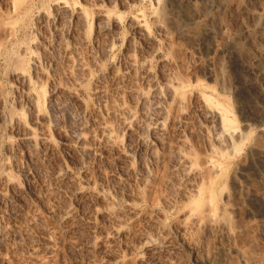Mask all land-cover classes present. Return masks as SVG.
Here are the masks:
<instances>
[{
    "label": "bare ground",
    "instance_id": "1",
    "mask_svg": "<svg viewBox=\"0 0 264 264\" xmlns=\"http://www.w3.org/2000/svg\"><path fill=\"white\" fill-rule=\"evenodd\" d=\"M213 31L217 51L240 62L238 81L258 94L244 98L245 120L259 127L253 139L225 97L236 89L211 86L198 71ZM207 62L210 76L226 68ZM1 72L16 96L9 104L0 81L2 204L21 195L14 180L45 156L66 148L74 158L57 157L53 188L42 189L50 202L63 198L52 200L53 213L36 196L15 217L0 202L1 239L24 240L7 243L10 259L3 241L0 264H51L70 249L86 254L82 264H180L186 255L197 264H264V0H212L210 10L166 0L160 14H123L96 1L5 0ZM60 99L89 115L88 127L69 135L68 125H54L50 107ZM143 152L155 157L152 168ZM80 155L99 164L89 169ZM109 159L116 170L107 171ZM33 232L39 243L27 241Z\"/></svg>",
    "mask_w": 264,
    "mask_h": 264
},
{
    "label": "rangeland",
    "instance_id": "2",
    "mask_svg": "<svg viewBox=\"0 0 264 264\" xmlns=\"http://www.w3.org/2000/svg\"><path fill=\"white\" fill-rule=\"evenodd\" d=\"M77 2H80V3H82V4H85V3H93V2H99V3H101V4H105V5H107V6H113L116 10H118V11H120V12H123V14H128V13H130L131 11H138V10H146L149 14H151V8L152 7H154L155 9H156V11H157V13H161V12H163V10L165 9V1L166 0H159V2L158 3H154L152 0H129V2L127 3L125 0H76ZM195 2H197L201 7H203V8H207L208 10H210L211 9V7H212V0H195ZM5 9V0H0V11H3ZM185 12H179V14L181 15V16H183V14H184ZM69 17V16H68ZM183 17H185L186 18V22L189 24V25H191V26H193L195 23H196V21H197V19L194 17V16H192V15H187V14H185ZM92 18H93V15H91L90 16V20H92ZM68 19V18H67ZM69 19H70V17H69ZM68 19V20H69ZM68 22H69V24H68ZM67 24L68 25H66L67 26V28H64V30L68 33V31L70 30L69 28H71V24H70V20L69 21H67ZM69 25H70V27H69ZM65 26V27H66ZM69 27V28H68ZM212 27H213V29L214 30H216V25H215V23H213L212 22ZM65 32V33H66ZM66 33V34H67ZM208 40H209V49H208V51L207 52H205L204 53V55H201V57H202V64L200 65V67L198 68V71H199V73L201 74V77H203L204 79L203 80H205V82H207V83H209L211 86H214L215 87V82H218V81H224V82H226L227 83V86H229V89H236V92L233 94V92L231 93V91L230 92H227V93H225L226 95H225V97L227 98V101L232 105V107L235 109V111L237 112V115H238V122H239V124L240 125H247L251 130H252V135H251V138L253 139L255 136H256V134L258 133V129H259V127H257L254 123H252L251 121H249V120H245L246 119V117H245V109H244V104L246 103V100L244 99L245 97L247 98V99H249L250 97H254V96H258V94L256 93V90L253 88V86L250 84V82H249V80H247V83H246V81L245 82H240V81H238V70L240 69V62L239 61H237L236 59H233V60H231L230 61V59H229V57L227 56V55H223V54H220V52H218L217 51V48H216V45H217V43L218 42H222L220 39H219V37H217V35H216V33L213 31V34L212 35H210L209 36V38H208ZM136 46H138V45H136ZM56 55H55V57H56V61L57 60H59V62H60V60L62 59V55L60 54V53H55ZM243 58H245V59H247V58H249L248 56H246V55H244V57ZM215 61V63L216 64H219L220 62L221 63H226V68H225V70L222 72V73H220L219 75H218V77H216L215 75H213V76H210V75H208L207 73L209 72V70H210V68L208 67V65H207V61ZM229 61L231 62V64L229 63ZM58 62V61H57ZM188 62H194L193 61V59H190V58H188ZM227 63H228V65H230V67L227 65ZM192 65H193V63H192ZM155 71L157 72V69H155ZM5 73V72H4ZM0 81L3 83V84H6L7 85V87H8V89H10V100H9V104H15V102H14V100H15V98H16V96H15V94L14 93H12L13 91H11L12 90V85L10 84L11 82L6 78V76H5V74H3V72H1V74H0ZM9 85V86H8ZM11 87V88H10ZM228 89V88H227ZM59 100V99H58ZM58 100H55L54 101V103L51 105V112L49 113L50 114V117L52 116V118H51V120L52 119H54V120H52V121H54L53 122V124L54 125H57V126H62V127H64L63 126V124L65 125L66 124V127H67V125H68V127H69V129L71 130H62V127H61V130H62V132H64L65 134H66V132H67V134L69 133V135L71 134V132H73L72 133V135H75V133L74 132H78L77 130H80L81 129V127L82 128H84L85 127V123H87L88 124V122L90 121L89 120V118H88V116L89 115H86V114H84V113H82V112H78V107L76 106V105H74V103L73 102H71V101H69L68 102V100H64L63 99V101H64V104L63 105H61L62 103L61 102H63L62 101V99H60V101L61 102H59ZM254 100V99H253ZM16 101V100H15ZM71 102V103H70ZM66 103V104H65ZM72 104V105H70V104ZM74 106V107H73ZM77 109V110H76ZM83 114H84V116H83ZM86 116V117H85ZM85 118H87V119H85ZM86 120V121H85ZM84 121V122H83ZM6 123H7V125H9V119H6V121H5ZM59 125H58V124ZM83 123V124H82ZM82 125V126H81ZM84 125V126H83ZM87 126V125H86ZM88 127V126H87ZM65 128V127H64ZM63 128V129H64ZM67 129V128H66ZM75 130V131H74ZM77 134V136H78V133H76ZM76 136V137H77ZM133 143V147H134V145H135V147H136V143L135 142H132ZM131 143V144H132ZM135 143V144H134ZM247 145H249V144H246L245 145V147H243V149L239 152V154H237V156L236 157H240V156H242L243 154H244V152L248 149V146ZM134 147V148H135ZM68 150V149H67ZM66 150V148L62 151L64 154H62L61 153V157L60 158H62V157H64L63 155H65V153L68 155V157L69 158H74L73 157V155L71 154V152L70 151H67ZM244 151V152H243ZM145 155L144 156H141L142 157V162L144 161V165H145V167L147 168V167H150V168H152L151 166H153L155 163H156V161L155 160H153V159H155V157H151L150 156V154L149 153H145V152H143ZM143 153H142V155H143ZM69 154L70 155H72V156H69ZM149 154V155H148ZM58 155H60V154H57L56 156L58 157ZM67 155H66V157H67ZM135 155V154H134ZM146 155H148V156H146ZM78 156L79 155H76L75 157H77L78 158ZM82 156V158L84 159V161H83V164H85V167H87V163H89L90 164V166H88L89 167V169H91V168H93V167H95V166H97L96 164H99L98 163V161L96 160V159H94V157H93V159H91V161H90V158H88V157H83V155H80V157ZM150 156V157H149ZM47 156H45L44 157V159L46 160V162H44L45 160L42 158L41 159V161H39V163L37 164V165H35V167H33V168H31L32 170V172L30 171V170H28V173H29V171L31 172V174L29 173V176L28 175H26V177L24 176V178H22V179H15V180H22L21 182L20 181H15L14 180V182H15V184H17V186H18V189H20L19 191L20 192H22V193H20L21 195H19L20 196V199H19V196L18 195H13V200H10V202H6V204H5V202L2 204V202H1V204H2V206L4 207L3 209L4 210H6V208H7V212L11 215V216H13V217H15V216H17L18 215V213H19V209H20V206L22 207V208H26V206H27V208L28 207H30V205H32V204H30L31 202H34L35 200H37V199H39L40 198V200H45V201H43V206L47 209V206H48V208H49V205H50V208H49V211L51 212V213H53V210H51V204H54V203H56V204H58L59 202H61V203H63L62 201H63V198H62V196L60 195V194H58L59 196H57V198L58 199H60V198H62L60 201L58 200V201H55V200H57V198H56V196H55V199H50L49 198V200H51V202L50 201H48L47 200V198L49 197V194H47V196H46V192L45 191H49L50 190V188L52 189L53 188V183L52 182H50V180H51V177H52V175H53V172H54V170H55V168H57V167H55L56 165V160H57V157H54V156H50L49 158L47 157ZM53 157V158H52ZM58 157V158H59ZM134 157V156H133ZM149 157V158H148ZM238 157V158H239ZM50 158H52V159H50ZM59 158V159H60ZM134 158H137L138 159V156L137 155H135V157ZM143 158H144V160H143ZM152 159V161L150 162V160ZM56 159V160H55ZM88 159V160H87ZM148 159V162H146L145 160H147ZM88 162H87V161ZM92 160L93 161H97V162H92ZM21 161V162H20ZM19 162V166H17V168H18V170L19 169H21V167H23L22 169H21V171L22 170H24L25 169V167L27 166V162L25 161V160H20ZM44 163H43V162ZM155 161V163L153 164L152 162H154ZM42 162V163H41ZM54 162V163H53ZM85 162V163H84ZM90 162H92V163H90ZM100 162V161H99ZM148 163V165L146 166V163ZM41 163V164H40ZM52 163L54 164L53 166H52ZM95 163V164H94ZM101 163H103V161H101ZM105 163L107 164H105L106 165V168H107V171H110V170H108L109 168H110V166H111V168L113 169L114 168V170H116L117 169V165H115V161L113 160V159H109V160H105ZM150 163L152 164V165H150ZM40 164V165H39ZM47 164V165H46ZM94 164V165H93ZM104 164V163H103ZM102 164V165H103ZM114 164V165H113ZM44 165V166H43ZM38 166V168H36ZM41 166H43V167H41ZM93 166V167H92ZM20 167V168H19ZM54 167V168H53ZM87 167V168H88ZM109 167V168H108ZM116 167V168H115ZM54 169V170H53ZM149 169V168H148ZM53 171V172H52ZM37 172V173H36ZM50 172H51V174H50ZM49 174H50V177L47 179L46 178V176L48 177L49 176ZM36 175H39V176H36ZM44 176H45V178H44ZM43 178H44V180H43ZM24 179V180H23ZM38 179V180H37ZM46 179V180H45ZM39 180H41V182H39L38 183V181ZM44 182H48V184H47V187H46V183H44ZM24 182V183H23ZM21 183V184H20ZM42 183V184H41ZM44 183V184H43ZM49 183H51V185L49 184ZM24 186H23V185ZM42 185V187H40L41 185ZM40 185V186H39ZM45 187L47 188V189H45ZM50 187V188H49ZM21 188H23V189H21ZM40 188V189H39ZM126 188V190H127V187H125ZM42 189H44V190H42ZM22 190V191H21ZM41 190H42V192H41ZM48 191H47V193H48ZM40 192V193H39ZM44 193H45V196H44ZM38 195H41V197L40 196H38ZM35 196H36V198L37 199H35ZM42 196H44L45 198H43ZM34 198V199H33ZM41 198H43V199H41ZM15 199H16V201H15ZM18 199V200H17ZM23 199V200H22ZM21 200V201H20ZM54 201V203H53V201ZM12 201V202H11ZM18 201V202H17ZM17 202V204H15ZM19 202H22V203H19ZM50 204H49V203ZM9 203V204H8ZM24 203V204H23ZM30 205H29V204ZM46 203H48V205L46 204ZM78 203V202H77ZM0 204V205H1ZM13 204H15V206L13 205ZM22 204V205H21ZM25 204H26V206H25ZM28 204V205H27ZM60 204V203H59ZM80 205L82 204V203H79ZM20 205V206H19ZM46 205V206H45ZM7 206V207H6ZM11 206V207H10ZM18 206V207H17ZM24 206V207H23ZM81 206H84L83 204L81 205ZM13 208H15L14 210H13ZM16 208H18V209H16ZM84 208L85 209H87V206H84ZM9 210H11V211H9ZM12 213H14L13 215H12ZM56 216V215H55ZM0 221H1V219H0ZM0 228H2L1 227V224H0ZM36 233H34L33 232V234L31 233V235L28 237L29 238V240H27V241H29V243H30V241H31V243L34 241V243H36V242H38L37 240H35V238L36 239H38V236H36L35 235ZM2 229H0V239L2 238ZM8 236H9V238H8ZM7 237H6V240H5V237L3 238L4 240H2L1 239V243L0 244H4L5 242H6V244H4L5 246H7V252L6 251H4V255L3 256H5V259H10L11 258V254L10 253H8L9 251L10 252H12L13 250H14V248H16V247H18V246H23L24 244H21V242L22 243H24V240L22 239V237H20V235L18 234V235H13V236H10V235H8ZM34 237V238H33ZM34 240H33V239ZM23 241H22V240ZM32 239V240H31ZM8 240V241H7ZM3 241H4V243H3ZM8 242H10L9 243V245L10 246H13V247H9V245H7V243ZM39 243V242H38ZM21 244V245H20ZM16 246V247H15ZM9 248H11L12 249V251H11V249H9ZM78 251H80V250H75V249H70L69 251H68V254H67V256L66 257H64V258H59V259H57V260H55L54 262H52L51 264H75V263H80V264H82L85 260H86V254L85 253H82V251H80V252H78ZM85 256V257H84ZM187 257H185L184 259H182V262L180 263V264H197V263H195V261L197 260L196 259V257L194 256V255H191L190 257L188 256V255H186ZM186 258H187V260H186ZM80 261H82V263L80 262Z\"/></svg>",
    "mask_w": 264,
    "mask_h": 264
}]
</instances>
